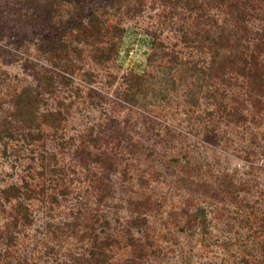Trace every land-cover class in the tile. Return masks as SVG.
I'll use <instances>...</instances> for the list:
<instances>
[{
    "label": "rangeland",
    "instance_id": "rangeland-1",
    "mask_svg": "<svg viewBox=\"0 0 264 264\" xmlns=\"http://www.w3.org/2000/svg\"><path fill=\"white\" fill-rule=\"evenodd\" d=\"M229 2L0 0V264H264V1Z\"/></svg>",
    "mask_w": 264,
    "mask_h": 264
},
{
    "label": "trees",
    "instance_id": "trees-1",
    "mask_svg": "<svg viewBox=\"0 0 264 264\" xmlns=\"http://www.w3.org/2000/svg\"><path fill=\"white\" fill-rule=\"evenodd\" d=\"M167 3H172L173 5H187L195 4L196 0H164ZM259 2H262L264 0H258ZM222 4L226 6H231L232 3L229 2V0H219ZM200 4L198 3V6ZM252 9H256L255 5H250ZM231 8V7H230ZM234 8H238L237 5H234ZM232 9V8H231ZM261 16V15H260ZM244 17V16H243ZM117 31H120V28H115ZM107 33H111L113 35H116L115 32H112V29L108 28L103 20L98 17L97 15H93V17L90 19V22L84 26H82L79 29V32L76 35V39L79 42L85 43L87 45H90L93 47V51L91 53L92 57L96 59L98 62H104L113 57V55L116 53V41L111 42L109 46H100V42L103 41V38H105V35ZM74 49V48H73ZM58 54L57 56L62 58L64 56L68 55L69 50L67 48H61L57 50ZM232 61H235L232 60ZM239 72L242 75L247 76L251 83L250 86L255 89H264V78L262 77L259 68L258 63V57L256 54L251 55L249 60L244 57L243 61L238 64ZM221 68V66H218ZM47 82H50V80H53V76L49 74V76H46ZM134 80L140 81V77L138 75H135ZM253 80V81H252ZM53 82H51L52 85ZM125 100H130L129 98H126ZM37 97L33 93L32 89L30 87H24L18 94L15 95V97L12 99V104L15 107V114L18 116L20 120L27 126L31 127V122H34L36 115H35V107L37 105ZM2 131V129H1ZM5 134H9L7 132V129L4 130ZM0 194L5 198L9 199L11 196L18 197L20 194V190L18 186L16 185H10L8 187H4L0 190ZM17 208L19 209L24 216L25 220L27 222H30V218L28 215L27 207L21 203L20 201L17 202ZM96 239V238H95ZM102 241L96 240L95 242V249L91 250V256L94 259H100L102 258V255L104 253V250H102Z\"/></svg>",
    "mask_w": 264,
    "mask_h": 264
}]
</instances>
